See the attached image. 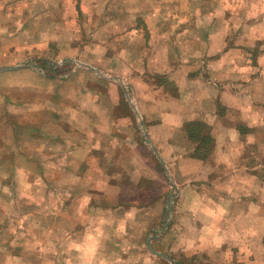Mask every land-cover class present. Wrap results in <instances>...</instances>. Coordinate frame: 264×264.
Returning a JSON list of instances; mask_svg holds the SVG:
<instances>
[{"label":"crops","instance_id":"crops-1","mask_svg":"<svg viewBox=\"0 0 264 264\" xmlns=\"http://www.w3.org/2000/svg\"><path fill=\"white\" fill-rule=\"evenodd\" d=\"M140 8L129 14L141 19L148 34L143 52L124 57L128 66L116 57L108 58L113 75H107L112 77L89 72L126 88L122 116L119 87L114 83H108L107 95L98 86H83L81 95L67 105L62 102L67 100L63 79L48 76L40 64L41 71L1 67L5 61L0 58V130L9 128L8 139L0 131V170L5 173L0 175V197L20 190L12 181L15 177L21 179L19 185L28 196L31 190L35 196L31 177L39 171L46 189L47 175L49 195L43 192L45 209L39 223L50 229L51 176L74 175L76 206L87 217L76 216L75 238L73 234L66 241V254L76 256L78 264H127L133 258L130 264H146L153 262L147 259L148 252L164 260L163 249L169 243V251L181 256L166 253L171 264H264V21L248 24L247 17H235L239 25L230 34L225 13L218 9L204 15L203 19L217 15L211 23L172 20L168 25L169 14L162 7L145 8L141 3ZM191 12L179 9L171 15L196 16L195 10ZM16 46H21L19 40ZM25 47L49 55L48 45L29 40ZM249 48L256 52L255 59L245 58ZM40 58L35 61L43 62ZM67 62L73 60L64 57L57 64ZM117 62L129 70L126 76L112 70ZM83 68L96 71L88 65ZM22 76L30 82L18 83ZM203 139L210 141L200 156L197 151ZM52 143L60 152L54 157L45 146L51 148ZM11 147L17 150L9 154ZM124 164L127 171L121 170ZM149 178L159 181L156 189L149 187ZM163 183L170 197L166 202L161 197L153 206L164 216L166 203L167 228L172 232L165 236L158 231L150 241L148 209L154 192L159 197L164 189ZM116 185L140 187L144 203H114L105 197L106 202L97 204L100 193ZM14 199L7 204L16 205ZM116 208H123L125 214L117 216ZM31 213L19 220L35 223ZM159 222L163 224L162 217ZM132 225L143 231H134ZM19 235H0L11 241L0 249V256L8 254L20 257L21 264H32L35 247L28 244L20 249L22 244L15 240L25 233ZM35 237L34 233L28 238ZM143 239L145 247L126 249Z\"/></svg>","mask_w":264,"mask_h":264},{"label":"rangeland","instance_id":"rangeland-1","mask_svg":"<svg viewBox=\"0 0 264 264\" xmlns=\"http://www.w3.org/2000/svg\"><path fill=\"white\" fill-rule=\"evenodd\" d=\"M141 3L144 4L145 8L155 9L156 4L158 8L162 7L164 12L169 14V17H165V21L168 25L171 24L172 20H178L179 22H183L182 20H184L185 22L183 23L186 24L211 23L213 19H216L215 16L217 15L210 16V19H203L204 15L216 9L225 13L227 29L230 34L234 33L236 31L235 28L239 25V22L234 20L235 17L242 18L243 20L247 17L246 23L248 24H251L252 21H264V11H262L264 8V0H0V58L1 61H5L3 62L4 66L1 67L26 66L33 70L41 71V69L37 67L40 64L42 66V71L48 76L61 78L67 83L63 86L67 100H62V102H65L67 105L72 104L76 96L78 97L81 95L83 86H98L102 92L107 95V90L109 89L108 83H114L113 80L109 78H104V80L98 79L99 77L91 75L89 72H95L104 77H112L107 75L108 73L113 75V72L109 69L111 64H106L108 58L116 57L122 64L128 66L124 57L139 55L143 52L148 34L141 19L135 18L132 14H129L140 10ZM146 3L147 6H145ZM179 9L188 10L189 15L193 14V12H191L192 10H195L196 16L188 18L186 16L179 17L180 15H171V11L178 12ZM231 13L238 14L232 15ZM243 13L245 14L244 16ZM228 18L233 19V22L229 21ZM66 28H68V31ZM18 40L21 44L19 47L16 46ZM29 40L42 43L44 47L48 45L49 50L46 52V55L48 53L49 55L46 57L40 56L37 51L39 49L26 48L25 44H27ZM125 47L127 48L126 50L124 49ZM256 55V52H251L249 48V51L245 53L244 56L245 58L251 57L255 59ZM37 57H43L40 59H43L47 64L53 66V73L47 72L49 70L43 68L42 62L38 63V61H35ZM64 57L73 60V62L65 66L57 64V62ZM118 63L119 62H117L112 70L116 71V74L126 76L129 70L125 67L120 68ZM34 64L36 65L34 66ZM83 65L93 67L96 71L85 70ZM30 80L31 78L22 76L17 82L26 85ZM6 84L9 85L11 83ZM114 85L119 87V114L122 116L125 114L124 109L126 107L124 96L127 90L123 86L121 87L122 89H120V85L117 83H114ZM9 86H13V84ZM89 99H92V97H88V101ZM91 101L92 100H90V102ZM45 103L51 104L47 101ZM51 105L57 109L56 105ZM1 126L9 127L5 124ZM10 128H12V126ZM0 131L5 139L9 138V128L7 131ZM209 141L210 139H203L201 141L200 144L202 145L200 150L197 151V154L205 153L204 149L208 146ZM45 146L47 147L46 151H51L53 157L54 155L60 154L55 143H52L51 148L49 144ZM16 150L17 149L14 147H11L8 153L11 154ZM122 150L123 149H121V153ZM261 157H264L262 152ZM150 166L154 168L151 161H149V167ZM121 170L127 171L125 164ZM40 174L39 171L35 170V174L31 177L33 186L35 187V196H33L32 190L29 192L28 196V190L19 185L21 179L19 177H13L14 179L12 181L15 182L16 186L18 185L20 187V190H15L14 193L16 196L12 195L10 197L8 194H3V196L0 197V235L5 233L10 235L11 233L21 235L25 233L24 238L15 240V242L17 245L22 244L20 248L22 250L27 249L28 244H30L31 248L35 247L37 255L36 257H31L32 264H78L79 261L76 256L66 254V241H69V237L73 234L75 238L76 216L79 215L78 219L82 216L87 217V214L84 215L85 211L81 206H76L75 191L72 190L75 186V176H58L55 174L51 176L52 189L50 192L53 201V216L50 222V229H48L39 223L40 214H44L45 209L43 204L45 200L43 192L46 194L45 192L49 190H47L49 186L47 181L48 176H44L46 178L45 189L43 176H40ZM0 175L5 176V173L0 170ZM164 182L168 183L166 180H164ZM148 183L149 187L154 189L160 184L159 181L152 178H149ZM163 184L164 189L161 194H159L160 198L156 197L154 192L152 195L153 203L148 209V231L150 232L148 238H150V241L154 239V234L158 233V231L159 234L165 233V236H168L169 232H172L170 227L167 228L168 224L166 220L169 216H166V203L164 207V216H161L160 208L153 206L155 202H159L161 197H163L164 202H166L168 196L170 197V195H168L170 193L169 188H167L165 183ZM140 194H142L143 200H141ZM105 197L106 201L114 203L121 202L135 206L145 201L144 194L140 193V187L131 189L126 186L116 185L107 193H100V197L96 199L97 204L104 202ZM10 198H15L16 205L12 206L11 204H7ZM86 198L92 199V196H87ZM67 200L68 205L66 208L64 203ZM61 203L64 207L60 206ZM47 209L48 208H46V211ZM29 213H31L30 218H33L36 222L32 223L33 220L30 219L28 223V219L22 223L23 221L19 220V218L22 216L29 217ZM115 213L118 214L117 216L125 214L123 208L117 209ZM160 217L163 218V224L159 222ZM118 219L117 217V220ZM85 224L86 223L83 225L85 226ZM115 228L117 229L116 224L114 229ZM127 228L129 229V224L126 226V229ZM132 228L134 231H139L140 227H134V225H132ZM140 229L143 231V228ZM29 233L30 235L27 236ZM34 233L36 237L29 239L28 237H31ZM45 237L48 239L47 241H44ZM71 242H74V240ZM0 243L1 249L8 246L11 241L0 239ZM152 243V248L156 250V241H152ZM169 245H171V243L163 250L169 253L173 258H181L178 253H174L171 250L169 251ZM140 246L145 247L144 239L136 243L133 241L131 248L126 249L139 250L141 249ZM68 251H70V249H68ZM176 251L179 252L178 250ZM38 253H40V255ZM166 253H164L166 259L159 260V258L156 256L153 257L152 254L148 252V256L146 257L153 262L147 260L145 263L171 264L168 261L170 256ZM24 258L26 259L27 256H24ZM12 259L13 257L11 258L8 254H3L0 256V264H21L19 259ZM134 259L135 258H133L132 261H134ZM132 261L127 262V264H130Z\"/></svg>","mask_w":264,"mask_h":264},{"label":"trees","instance_id":"trees-1","mask_svg":"<svg viewBox=\"0 0 264 264\" xmlns=\"http://www.w3.org/2000/svg\"><path fill=\"white\" fill-rule=\"evenodd\" d=\"M42 64H43V68L49 70V71H47V72L53 73V72H52V70H53V66L47 64L46 61H43ZM68 64H69V63L67 62L65 65H68ZM65 65H64V66H65ZM54 71H56V70H54ZM50 77H52V76H50ZM204 150H205V153H206V152H207V149H204ZM199 155L202 156L203 154H200V153H199Z\"/></svg>","mask_w":264,"mask_h":264},{"label":"water","instance_id":"water-1","mask_svg":"<svg viewBox=\"0 0 264 264\" xmlns=\"http://www.w3.org/2000/svg\"><path fill=\"white\" fill-rule=\"evenodd\" d=\"M149 249H150V247H149ZM150 251H152V250L150 249ZM152 253H153V251H152Z\"/></svg>","mask_w":264,"mask_h":264}]
</instances>
